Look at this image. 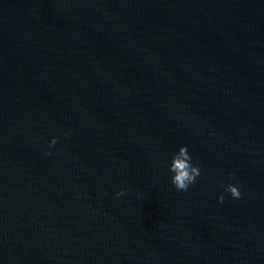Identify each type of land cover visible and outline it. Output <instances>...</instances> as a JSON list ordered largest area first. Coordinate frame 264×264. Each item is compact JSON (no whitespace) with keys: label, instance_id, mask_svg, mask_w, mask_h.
Returning a JSON list of instances; mask_svg holds the SVG:
<instances>
[{"label":"water","instance_id":"water-1","mask_svg":"<svg viewBox=\"0 0 264 264\" xmlns=\"http://www.w3.org/2000/svg\"><path fill=\"white\" fill-rule=\"evenodd\" d=\"M0 264H264V0H0Z\"/></svg>","mask_w":264,"mask_h":264},{"label":"clouds","instance_id":"clouds-1","mask_svg":"<svg viewBox=\"0 0 264 264\" xmlns=\"http://www.w3.org/2000/svg\"><path fill=\"white\" fill-rule=\"evenodd\" d=\"M58 140L57 136H52L49 141V145H54ZM168 169L170 172V179L172 184L177 190L188 191L190 186L197 182V178L201 175V167L198 163H195L193 156L189 151V146L187 144H181L177 150H175L168 163ZM233 175V174H230ZM224 192L219 194L218 199L223 202L224 193H230L234 198H240L242 192L237 183L228 182L223 184ZM124 189L121 188L116 196H121L124 193Z\"/></svg>","mask_w":264,"mask_h":264}]
</instances>
